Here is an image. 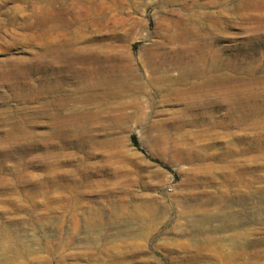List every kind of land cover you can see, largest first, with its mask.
<instances>
[{
	"label": "rangeland",
	"instance_id": "374dc122",
	"mask_svg": "<svg viewBox=\"0 0 264 264\" xmlns=\"http://www.w3.org/2000/svg\"><path fill=\"white\" fill-rule=\"evenodd\" d=\"M74 1L65 18L97 7L114 28L49 31L48 1L0 0V264H264V0ZM182 18L206 28L212 74L244 82L252 108L207 94L191 109L147 87L138 115L119 108L130 96L83 98L75 60L42 58L63 44L128 49L143 75L141 51ZM57 73L61 90L34 92ZM60 115L70 132L57 133Z\"/></svg>",
	"mask_w": 264,
	"mask_h": 264
},
{
	"label": "bare ground",
	"instance_id": "6f19581e",
	"mask_svg": "<svg viewBox=\"0 0 264 264\" xmlns=\"http://www.w3.org/2000/svg\"><path fill=\"white\" fill-rule=\"evenodd\" d=\"M46 1H48V5L51 10H53L55 14H59V17L57 15V17L52 16L53 18L49 16V20H43L44 22L41 20L44 26L47 25V29H49V31H68L72 29L76 23H79L80 25L78 29L87 28L88 26H94L99 30L103 28H114L113 24L109 21V19H112L110 10L109 14H107V10L95 11L97 8L95 6L96 8L91 12V16L88 15L86 16L87 18H77L74 16L75 18L70 19L65 18V16L76 11L74 9L79 1L71 2L69 5L70 7L65 5V0ZM56 3H58V6L55 5ZM119 8L122 9L123 5L119 6ZM173 28H176V31H173ZM205 30V27H202V25L192 18H182L177 21L169 19L164 29V41L152 49H144L141 51L139 63L145 70L143 71V75L139 73V67L133 63L134 56L128 49L121 51L112 47L109 53L100 55L101 52L96 53L91 48H88L89 46L76 49L72 46V49L65 47L63 44V46H58L49 50L45 49L47 51H45V55L43 54L44 56L42 58L48 56L50 58V64L48 66L51 67H53V65L60 64L62 61L65 62V60L68 59H72L73 61L75 60L74 62L77 67H69L68 70L70 74L76 78L79 86L78 92L83 94V98L87 99L101 96L118 100L124 98L125 100V97L130 96L132 99L129 102H120L119 108L132 106V108L136 109V113L138 111V115L139 112H141V109L145 106V103H150L153 99L152 93L149 92L147 87H151V89L160 93L165 91L167 97L185 100L191 109L196 108L200 100H203L202 98L207 94H228L232 96V98L227 99V110L230 113L239 112L246 107V109L249 110L252 108V105L250 104L251 95L249 91V94L247 93L248 95H246L248 97L244 95V82H240L241 80L239 81L238 78L233 79L224 73L212 74V72L218 68L216 67L218 65V59L216 52H213L210 48L205 47L206 39L203 34V31ZM209 42L210 41H208V43ZM50 47L51 46H49V48ZM70 62L72 61L70 60ZM173 71H177V74L172 75ZM146 72H148V75L146 74L147 76L145 77V82H140L142 76H144ZM65 77H67V75L58 73L54 77H52V75H47V77L43 79L41 87H34V92L37 94H44L48 92H56L59 89L61 90V87L65 84V80L63 81ZM256 78L254 79L256 80ZM248 79L251 80L250 78ZM191 80L194 82H191ZM252 83L248 84L251 85ZM247 90H250V88H247ZM98 92L101 93L99 94ZM80 93L79 95L81 96L82 94ZM141 94L147 96L146 100L141 99ZM70 98H68V100H71ZM56 103H58L59 106L64 107L67 104V98L65 96H61L56 99ZM55 115L58 114H54V118ZM70 116L72 117V115ZM57 117L59 120L62 119L61 121L58 119L57 121L56 119L53 120L54 123L59 122L58 125H60V129L58 125H54L57 133L61 134L63 129L65 132H70L72 128L70 129L68 120H71L73 117H61V115ZM73 129H75V126H73ZM66 134L67 133H65V135Z\"/></svg>",
	"mask_w": 264,
	"mask_h": 264
}]
</instances>
